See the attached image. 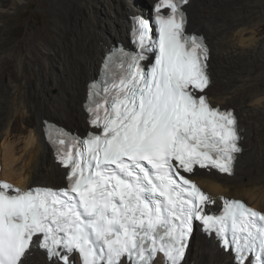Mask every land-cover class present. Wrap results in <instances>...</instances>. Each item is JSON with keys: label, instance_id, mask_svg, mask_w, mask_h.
<instances>
[{"label": "snow or ice", "instance_id": "obj_1", "mask_svg": "<svg viewBox=\"0 0 264 264\" xmlns=\"http://www.w3.org/2000/svg\"><path fill=\"white\" fill-rule=\"evenodd\" d=\"M189 0H156L133 17V50L113 49L87 89L84 138L48 128L62 187L0 181V264L35 245L48 264H183L198 222L233 264H264V211L190 177L233 174L240 136L231 110L209 103L210 50L186 31Z\"/></svg>", "mask_w": 264, "mask_h": 264}, {"label": "bare ground", "instance_id": "obj_2", "mask_svg": "<svg viewBox=\"0 0 264 264\" xmlns=\"http://www.w3.org/2000/svg\"><path fill=\"white\" fill-rule=\"evenodd\" d=\"M155 1L50 0L52 33L34 34L24 52L0 33L1 179L20 188L63 180L65 171L44 142L43 121L87 128L86 84L105 52L127 42L129 16ZM23 2L0 0V31ZM185 10L188 32L202 33L210 47L209 102L234 110L243 137L232 176L201 171L191 177L215 205L223 196L264 211V0H191ZM24 264L48 261L34 245ZM183 264L233 263L211 238L193 232Z\"/></svg>", "mask_w": 264, "mask_h": 264}, {"label": "rangeland", "instance_id": "obj_3", "mask_svg": "<svg viewBox=\"0 0 264 264\" xmlns=\"http://www.w3.org/2000/svg\"><path fill=\"white\" fill-rule=\"evenodd\" d=\"M127 1L131 2V0ZM50 4V0H24L20 6H17L16 9L11 12V16L6 20L5 29L0 31V33L4 37L11 39L14 43H21L23 46L22 51L24 52L29 38L34 36V34L37 33V35H39L44 31L48 34L52 33L49 28L48 19L51 11ZM45 117L50 116L46 114ZM51 122L73 128L56 121Z\"/></svg>", "mask_w": 264, "mask_h": 264}]
</instances>
